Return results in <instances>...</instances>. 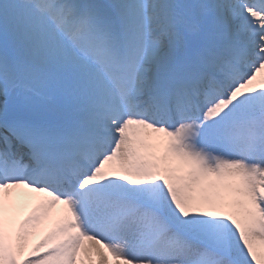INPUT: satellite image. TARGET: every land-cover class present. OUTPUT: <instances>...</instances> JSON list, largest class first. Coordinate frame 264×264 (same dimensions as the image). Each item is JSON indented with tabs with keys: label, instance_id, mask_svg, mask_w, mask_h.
Returning a JSON list of instances; mask_svg holds the SVG:
<instances>
[{
	"label": "snow or ice",
	"instance_id": "6c2138e0",
	"mask_svg": "<svg viewBox=\"0 0 264 264\" xmlns=\"http://www.w3.org/2000/svg\"><path fill=\"white\" fill-rule=\"evenodd\" d=\"M0 264H264V0H0Z\"/></svg>",
	"mask_w": 264,
	"mask_h": 264
}]
</instances>
